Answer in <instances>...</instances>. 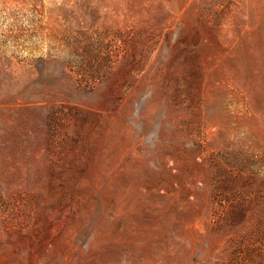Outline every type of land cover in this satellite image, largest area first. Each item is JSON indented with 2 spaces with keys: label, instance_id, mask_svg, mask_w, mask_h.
Listing matches in <instances>:
<instances>
[{
  "label": "rangeland",
  "instance_id": "rangeland-1",
  "mask_svg": "<svg viewBox=\"0 0 264 264\" xmlns=\"http://www.w3.org/2000/svg\"><path fill=\"white\" fill-rule=\"evenodd\" d=\"M0 264H264V0H0Z\"/></svg>",
  "mask_w": 264,
  "mask_h": 264
}]
</instances>
